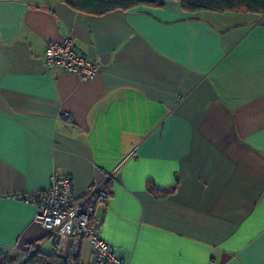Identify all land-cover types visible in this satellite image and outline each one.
Here are the masks:
<instances>
[{
  "label": "crops",
  "instance_id": "1",
  "mask_svg": "<svg viewBox=\"0 0 264 264\" xmlns=\"http://www.w3.org/2000/svg\"><path fill=\"white\" fill-rule=\"evenodd\" d=\"M66 39L92 80L44 65ZM54 175L74 201L103 187L99 237L126 264H264V15L0 0V255L52 254L17 197Z\"/></svg>",
  "mask_w": 264,
  "mask_h": 264
},
{
  "label": "built area",
  "instance_id": "2",
  "mask_svg": "<svg viewBox=\"0 0 264 264\" xmlns=\"http://www.w3.org/2000/svg\"><path fill=\"white\" fill-rule=\"evenodd\" d=\"M44 65L76 74L83 82L92 80L97 73L92 61L73 49L71 39L49 43L44 50ZM64 118L71 123L68 114ZM72 189L73 181L70 177L54 175L46 190L22 194L17 199L35 208L34 224L47 231L54 255L63 259L65 264H126L117 255L115 248L99 237L101 224L95 217V210L107 198L103 187L88 185L76 201L73 200ZM68 241L70 247L65 256ZM84 242L90 246L88 263L78 260Z\"/></svg>",
  "mask_w": 264,
  "mask_h": 264
},
{
  "label": "trees",
  "instance_id": "3",
  "mask_svg": "<svg viewBox=\"0 0 264 264\" xmlns=\"http://www.w3.org/2000/svg\"><path fill=\"white\" fill-rule=\"evenodd\" d=\"M60 2L81 15L103 16L115 11L157 7L160 0H60ZM180 4L186 13L243 11L247 14L264 15V0H180ZM0 264H65V261L56 257L53 251L52 254H46L30 247L21 259L16 256L0 255Z\"/></svg>",
  "mask_w": 264,
  "mask_h": 264
}]
</instances>
